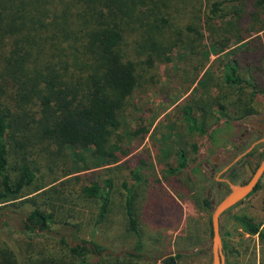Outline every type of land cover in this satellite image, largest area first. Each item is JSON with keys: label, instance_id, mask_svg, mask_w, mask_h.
I'll return each mask as SVG.
<instances>
[{"label": "rangeland", "instance_id": "obj_1", "mask_svg": "<svg viewBox=\"0 0 264 264\" xmlns=\"http://www.w3.org/2000/svg\"><path fill=\"white\" fill-rule=\"evenodd\" d=\"M213 1L192 2L190 8L199 9L193 31L181 30L178 45L165 52L169 59L142 72L117 129L119 142L130 154L99 167L94 166L100 161L92 150L80 145L66 146L52 160L42 153L28 157L36 178L22 196L0 203V248L3 241L10 246L18 240L19 264H47L51 257L67 256L60 237L67 244L83 241L102 249L97 257L88 254V264L133 263L128 253L136 247L142 253L139 259L148 264H162L161 257L175 251L177 264H210L211 210L201 198L215 181L202 175L198 183V164H209L232 145L241 129V113L264 114V5L258 0L225 1L210 17L207 10ZM186 18L179 20L186 23ZM231 72L242 81L226 82ZM186 107L196 119L191 130L183 114ZM181 158L185 164L178 167ZM83 163L90 168L50 183L62 169ZM13 165L9 157V167ZM8 172L11 177L17 173ZM92 180L108 195L100 222L98 199L80 192ZM123 182L132 189L135 229L126 218ZM35 186L42 188L32 192ZM35 205L49 214L45 230L29 231L23 225L27 208ZM236 215L264 224V173L251 193L219 217L223 264H264V241L246 232L233 219Z\"/></svg>", "mask_w": 264, "mask_h": 264}, {"label": "trees", "instance_id": "obj_2", "mask_svg": "<svg viewBox=\"0 0 264 264\" xmlns=\"http://www.w3.org/2000/svg\"><path fill=\"white\" fill-rule=\"evenodd\" d=\"M194 1L0 0V203L22 196L36 178L28 159L33 153L52 160L66 146L89 147L100 161L95 167L119 162L131 153L119 142L120 115L141 83L142 72L169 59L165 52L178 45L181 30L193 31V20L199 19V9L190 8ZM225 1L240 0L211 2L209 16H215ZM258 3L264 5V0ZM182 17H187L186 23L179 20ZM225 81L242 80L231 72ZM190 110L184 108L183 114L191 130L196 119ZM9 157L14 159L11 168ZM184 164L181 158L178 167ZM89 168L84 163L72 170L64 168L50 183ZM9 169L16 175L11 177ZM130 175L140 179L136 172ZM105 186L110 189L109 179ZM122 186L128 225L135 229L132 189L125 182ZM80 192L98 199L96 222H100L107 212V191L92 180ZM201 203L209 205L206 197ZM48 217L38 205L29 206L23 225L29 231L45 230ZM233 219L264 241V224L237 215ZM59 241L67 256L51 257L47 264H88V254L102 253L94 243L71 245L63 237ZM10 243L3 241L0 264H19L18 240ZM128 254L133 263L122 264H148L139 259L142 253L137 247Z\"/></svg>", "mask_w": 264, "mask_h": 264}, {"label": "flooded vegetation", "instance_id": "obj_3", "mask_svg": "<svg viewBox=\"0 0 264 264\" xmlns=\"http://www.w3.org/2000/svg\"><path fill=\"white\" fill-rule=\"evenodd\" d=\"M240 125L241 129L237 128L239 130L238 137L232 139V145L226 146V151L222 152L221 157L218 158L215 155L209 164L206 161L198 164L201 176L197 175L196 181L199 183L202 175H206L208 179H214L213 181H215L213 185L207 186L205 189L204 197L209 202V209L211 200L213 204L217 203L229 192L230 184L237 185L246 182L261 161L264 149V145H262L264 143V114L250 115L249 117L244 116ZM251 137L253 138L251 139ZM249 139L251 141L246 145ZM207 151H209L208 148ZM215 173H219L216 179L214 177ZM263 173L264 169L260 177ZM3 215L4 213H2V217ZM177 254V251L166 254L165 263L172 264L174 261V264H177ZM169 259L170 261H168Z\"/></svg>", "mask_w": 264, "mask_h": 264}, {"label": "water", "instance_id": "obj_4", "mask_svg": "<svg viewBox=\"0 0 264 264\" xmlns=\"http://www.w3.org/2000/svg\"><path fill=\"white\" fill-rule=\"evenodd\" d=\"M263 169H264V149L262 152V158H261L260 163L256 166L250 178L246 182L242 184H237V185L230 184L229 192L224 197H222L217 203L213 204V201L212 200L210 201V204H211L210 205L211 232H210V237L208 239V242H210V248H211L210 264H223V256L221 253V243H220V236H219V223H218L220 215L225 210L232 207L234 204L242 200L244 197H246L249 193L253 191ZM76 243H72L71 245H75ZM205 244L206 243L199 245L196 248H202ZM85 245L89 246L88 243H86ZM166 256L167 255L164 254L161 257L162 264H167L165 263ZM168 261H170V259ZM172 264H174V261Z\"/></svg>", "mask_w": 264, "mask_h": 264}]
</instances>
